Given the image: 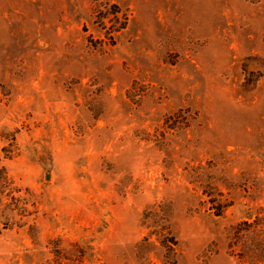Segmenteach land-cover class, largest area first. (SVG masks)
Returning a JSON list of instances; mask_svg holds the SVG:
<instances>
[{
    "label": "rangeland",
    "instance_id": "rangeland-1",
    "mask_svg": "<svg viewBox=\"0 0 264 264\" xmlns=\"http://www.w3.org/2000/svg\"><path fill=\"white\" fill-rule=\"evenodd\" d=\"M1 168L0 264H252L264 0H0Z\"/></svg>",
    "mask_w": 264,
    "mask_h": 264
},
{
    "label": "trees",
    "instance_id": "trees-1",
    "mask_svg": "<svg viewBox=\"0 0 264 264\" xmlns=\"http://www.w3.org/2000/svg\"><path fill=\"white\" fill-rule=\"evenodd\" d=\"M106 6V5H105ZM99 19L107 18V15L111 14L108 12L100 11ZM118 11L112 13L113 19L111 22L117 23L119 17L117 16ZM123 28V27H120ZM119 29H114V25L110 27L107 32V35L110 33L118 32ZM110 40H113V36H109ZM5 169H0V178L5 179L6 175H4ZM226 204H219V212L220 213ZM232 240L230 242L231 246H236L235 250L239 248L240 252L238 253L241 260L244 262L250 261L252 264H256L264 260V224L263 220L257 219L253 222L247 223L246 221L238 224L234 227L231 236Z\"/></svg>",
    "mask_w": 264,
    "mask_h": 264
}]
</instances>
